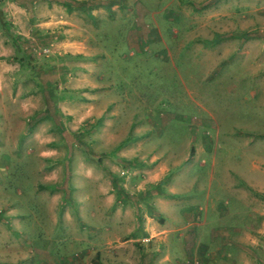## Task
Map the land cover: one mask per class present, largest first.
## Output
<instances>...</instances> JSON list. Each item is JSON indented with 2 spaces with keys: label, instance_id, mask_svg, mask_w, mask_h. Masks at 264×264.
Returning <instances> with one entry per match:
<instances>
[{
  "label": "rangeland",
  "instance_id": "374dc122",
  "mask_svg": "<svg viewBox=\"0 0 264 264\" xmlns=\"http://www.w3.org/2000/svg\"><path fill=\"white\" fill-rule=\"evenodd\" d=\"M115 2L0 0V264H224L264 0Z\"/></svg>",
  "mask_w": 264,
  "mask_h": 264
},
{
  "label": "crops",
  "instance_id": "0c3cea01",
  "mask_svg": "<svg viewBox=\"0 0 264 264\" xmlns=\"http://www.w3.org/2000/svg\"><path fill=\"white\" fill-rule=\"evenodd\" d=\"M115 1L109 0L114 8ZM249 135H253L252 138H262L263 141L259 146L249 148L237 145L251 152L249 169L246 170L249 174L247 183L237 184L233 177L236 175L235 170H231L235 172L232 175L227 167L226 172H222L225 179L222 175L220 179L221 189L223 191L230 190L235 194L236 202L241 204L244 210L239 224L230 225L217 231L218 235H227L221 241L224 245L223 256L221 257L224 264H264V150L262 149L264 147V137H258L259 134L256 133L255 135L253 133ZM236 136L242 138L241 133ZM260 140L258 139L257 142ZM236 141L240 144L242 142L241 139ZM233 143L234 145L229 148L236 146L235 142ZM233 161L236 164L240 162L239 158H233ZM236 169L238 168L236 167ZM210 209H212L210 214L213 216L219 214L218 217L220 218H224L225 215L228 216L230 213V209L222 211L212 206H210ZM207 215L204 214L203 217L205 218ZM230 217L233 216L230 215Z\"/></svg>",
  "mask_w": 264,
  "mask_h": 264
},
{
  "label": "trees",
  "instance_id": "16d2710c",
  "mask_svg": "<svg viewBox=\"0 0 264 264\" xmlns=\"http://www.w3.org/2000/svg\"><path fill=\"white\" fill-rule=\"evenodd\" d=\"M20 62H23V61H20Z\"/></svg>",
  "mask_w": 264,
  "mask_h": 264
},
{
  "label": "built area",
  "instance_id": "2783aa9c",
  "mask_svg": "<svg viewBox=\"0 0 264 264\" xmlns=\"http://www.w3.org/2000/svg\"><path fill=\"white\" fill-rule=\"evenodd\" d=\"M42 50H44V49H42Z\"/></svg>",
  "mask_w": 264,
  "mask_h": 264
}]
</instances>
